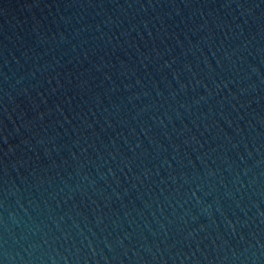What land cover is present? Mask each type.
<instances>
[{
    "label": "water",
    "instance_id": "water-1",
    "mask_svg": "<svg viewBox=\"0 0 264 264\" xmlns=\"http://www.w3.org/2000/svg\"><path fill=\"white\" fill-rule=\"evenodd\" d=\"M0 264H264V0H0Z\"/></svg>",
    "mask_w": 264,
    "mask_h": 264
}]
</instances>
